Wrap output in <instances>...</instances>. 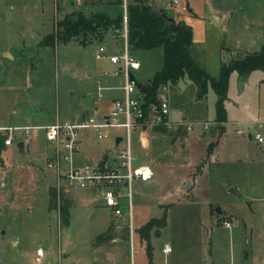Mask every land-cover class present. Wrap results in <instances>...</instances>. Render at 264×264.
I'll list each match as a JSON object with an SVG mask.
<instances>
[{
  "label": "rangeland",
  "instance_id": "1",
  "mask_svg": "<svg viewBox=\"0 0 264 264\" xmlns=\"http://www.w3.org/2000/svg\"><path fill=\"white\" fill-rule=\"evenodd\" d=\"M29 1L38 2V8H34V4L13 8L17 12L12 14L10 22L0 21V56L6 58L7 65H12L9 76L18 86L32 89L26 101H20L12 110L20 115L26 111L30 115L35 113L45 124L56 118L64 121L75 112L90 109L96 91L92 80L99 75L98 67L106 60L94 55L101 42L99 39L85 45L74 39L59 40L54 45L42 44L45 33L54 31L55 23L61 18V10L55 11L56 3L59 8L62 5L68 8L63 3L72 1L74 7L85 11L99 10L100 5L109 15L120 13L122 6L98 0L91 5L84 0ZM41 1L44 12H41ZM169 1L149 0L157 9L163 6L174 19L192 26L193 53L209 74L219 76L222 63L243 56L244 48L256 51L261 47L260 39L247 42L242 38L236 45L242 49L226 48L228 44L221 38L223 26H215L211 18L213 1L218 0H189L194 7L193 15L186 8L174 12ZM179 1L182 7L185 0ZM258 1L264 2H228L240 6ZM29 11L36 13L25 17ZM237 14L241 16L240 9ZM27 30L39 39L27 41L29 46L21 44L22 49L14 47L19 38L14 37L13 32ZM104 46L109 53L112 43ZM131 54L140 62V67L134 70L139 83L144 84L162 66V46L132 50ZM64 67L69 73L64 72ZM209 85L207 95L199 98L198 85L187 76L176 84L168 83L169 118L174 124L167 126L168 132L146 128L134 133L138 161L154 169L153 179L138 181L133 189L134 229L152 217H160L166 209L165 227H154L149 232L153 264L204 261L206 264H264V141L259 143L254 138L259 133L264 135V68L244 77L237 72L232 74L225 100L228 124L215 120L216 92L213 85ZM6 107L9 113L11 108ZM179 125L184 134L176 131ZM109 132L121 133L122 129L114 127ZM29 138L36 139L35 151H20L14 143L0 153L4 163L0 165V222L4 223L0 228V264H131V261L147 264L146 240L135 230L133 253L130 250L126 197L120 201L124 211L120 217L124 225L119 228L120 232L116 234L112 223V238L108 240L113 239V242L105 238L97 240L96 235L112 219L116 220L111 209L91 189L64 183L60 189L56 187L54 171L45 166L49 147L44 130L33 131ZM101 141L102 149L110 148L108 153L113 157L116 149L113 138ZM213 142L212 150H208ZM184 181L187 183L182 186ZM52 185L57 188L58 206L49 209L48 193ZM63 204L68 206L67 221L62 220L59 213V205ZM217 206L222 208L220 213ZM17 236L28 249L20 251L19 257L10 254L12 249L8 247ZM117 236L124 237L123 241H115ZM166 240L170 241L173 251L165 256L160 247ZM93 241L95 245H106L96 247ZM37 246L46 254L43 262L34 263L30 249L35 251Z\"/></svg>",
  "mask_w": 264,
  "mask_h": 264
},
{
  "label": "built area",
  "instance_id": "2",
  "mask_svg": "<svg viewBox=\"0 0 264 264\" xmlns=\"http://www.w3.org/2000/svg\"><path fill=\"white\" fill-rule=\"evenodd\" d=\"M128 0H121L122 6V28L120 31V43L114 44L112 52L107 53L104 46L111 35L107 32L102 36L100 44L95 49L94 55L97 58L107 57L115 64V67L107 72L120 78V86L123 95L112 100L111 106L106 114H101L99 118L95 116H84L79 120H64V122L54 121L45 129V139L51 142L53 153L48 163L56 172V187L61 188V184L71 187L91 188L97 197H101L102 202L111 209L112 216L116 219L115 228L124 226L120 217L124 214L121 206V199L127 200V217L129 222L126 228L129 234L130 250L133 248L134 226L132 224V195L133 189L138 181L148 182L154 177V169L147 163L136 160L133 149V132L138 128H152L155 126H171L174 124L169 119V103L167 97V86L161 85L157 95V102H153L144 107L142 93L137 87V79L134 70L140 67V62L131 54L128 33ZM179 12L181 7L179 0H171L168 3ZM97 96L104 95L106 89L103 85L97 86ZM120 127L121 133L111 134L109 129ZM13 127H9L11 132ZM25 138L29 131L24 128ZM91 129L99 139L113 138L115 154L112 158H106L98 162L83 161L81 164L75 163V156L82 148V133ZM117 137L120 140L116 143ZM254 138L262 143L264 135L260 133ZM5 138V142H9ZM226 225H230L226 222ZM163 252L170 253L171 245L168 241L162 246ZM36 261H41L44 253L41 247L36 248ZM133 253V250H132ZM131 264H133L131 262Z\"/></svg>",
  "mask_w": 264,
  "mask_h": 264
},
{
  "label": "trees",
  "instance_id": "3",
  "mask_svg": "<svg viewBox=\"0 0 264 264\" xmlns=\"http://www.w3.org/2000/svg\"><path fill=\"white\" fill-rule=\"evenodd\" d=\"M121 2V0H117ZM128 33L130 46L132 50L153 49L162 46L163 62L161 68L144 83L147 87L142 95L144 107L146 108L153 102H157V95L161 85L168 83L176 84L181 78L187 76L198 85V97L203 98L207 95L209 84L213 85L216 92V113L215 120L219 123L228 121L226 98L230 88V79L234 72L241 77L248 75L250 72L264 68V43L258 51L249 52L239 58H233L230 61L223 62L219 76L209 74L206 69L201 67L193 53L195 44L194 31L192 26L183 20L175 18L176 22L168 20L158 9L152 5L149 0H128ZM164 12L169 15L166 10ZM172 16V15H169ZM173 17V16H172ZM122 13L116 17H111L105 12H94L90 15L82 11H75L65 14L56 22V29L46 34L42 39V44L54 45L56 41L65 42L72 39H80L86 43L90 36L102 40L104 33L112 32L119 36L122 28ZM179 125L177 132L184 134V129ZM141 131L146 130L138 128ZM154 132H168L166 125L155 126L151 128ZM221 129H223L221 127ZM137 129L134 130V133ZM3 132V133H2ZM0 131V147L4 144L6 131ZM136 138L134 136L133 149ZM215 142L210 143L208 150H212ZM136 160L137 159V154ZM57 188H49V206L56 208ZM59 213L62 220L67 221L68 206L59 205ZM166 209L160 217H152L141 226L137 227L135 232L139 234L142 240H146V250L148 253L147 264L152 262V245L150 243V230L154 227H165ZM110 225L97 240L101 238L111 239Z\"/></svg>",
  "mask_w": 264,
  "mask_h": 264
},
{
  "label": "crops",
  "instance_id": "4",
  "mask_svg": "<svg viewBox=\"0 0 264 264\" xmlns=\"http://www.w3.org/2000/svg\"><path fill=\"white\" fill-rule=\"evenodd\" d=\"M18 1H22V2H18ZM228 1L229 0H218L216 2L213 1L214 4H213L212 10H211L212 11V17L211 18H212L215 26H223V33L221 34V38L223 40V43L228 44V47L226 46V48L230 49V46H233V47L242 49L241 47L236 46L242 38L246 39L247 42H251V41L255 42L256 40L258 41L260 39V41H263L262 42V44H263L264 43V2L258 1V3H254V4L248 3V4H244V5L241 4L240 6H237V5L229 3ZM13 2H16V4ZM86 2H89V4L91 5V4H93L94 0H84L85 4H87ZM98 2H101V3L105 2L106 4H113V3L117 2L118 4H121V2H118L117 0H98ZM68 3H67V1L65 3H63V4H66V6L68 8H66L63 5L59 8L58 3H56V5H55L56 6L55 11L56 12L61 10V18L65 14L72 13V12H75L77 10L82 11L86 15H90L94 12H105L106 14H108L105 7L102 8V6H100V5L98 6V7H100L99 10L97 9L94 11L93 10L85 11L79 7H77V8L74 7V4L72 1H70ZM28 4H34V6H35L34 8H38V6H39L38 2L33 3V1L30 2L29 0L28 1H26V0H16V1L14 0L13 1L12 0V2H11V0H0V21L5 23V24L9 23L12 19L11 18L12 14L17 12V10H14L13 8H20V7L25 8V7H28L27 6ZM40 5L42 8L41 12H44L45 8H44V4L42 1H41ZM184 6L188 10V13L193 15V13L195 12L194 7H193V4H190L189 0H185ZM237 9L241 10V16H239V17L237 14ZM21 12H22V10H21ZM32 12L36 13L35 11H32ZM32 12L31 11L26 12L25 13L26 15H24V16L29 17L32 15ZM121 13H122V10L117 15H111V14L110 15L108 14V15L111 17H116ZM56 27H57V24H56ZM56 27H55V29H56ZM51 32H53V31H48L47 33H45L43 38L46 36V34L51 33ZM108 33L111 35V38L107 43H112V47L116 46L114 44L118 45L121 41L120 36H115L112 32H108ZM13 34H14V37L19 38V40H18L19 42L15 43L14 44L15 46L14 45L13 46L17 47L19 49H22L21 44H22V46H26V45L29 46L27 41L30 40V41L35 42L36 40L39 39V36L32 33L30 30L25 31L24 33L17 32L16 34L13 32ZM93 39L94 38H92L90 36V38L88 39V41H86V43L92 41ZM95 39H97V38H95ZM77 41H79L83 45L86 44V43H83L80 39H78ZM20 42H22V43H20ZM262 44H261V46H262ZM112 47H111V51L109 53L112 52ZM11 48H13V47H11ZM222 48L226 49L224 46H222ZM244 49L246 52L243 55H245L246 53H249V52H255V50L250 51L248 48H244ZM256 51H258V50H256ZM0 58H2L1 63H0V81H2V83H1L2 85L0 86V130L6 131L5 138H8V140H10L7 143L4 142V144L0 147V153L2 150H8V148L11 147L14 143H16V145L20 151H24L25 149H27L28 151L33 152L37 148V146H36L37 143H36V139H30L29 138V136L31 137L32 132L37 131V130H44V132H45L44 127L48 126V124H51L54 121H58V122H64V121H60L56 118V119H54V121H49L47 124H45L41 121L39 116H37L35 113H32V115H30L26 111L24 114L20 115L18 113V111H15V110L13 111L12 110L13 107L17 108L18 107L17 105L19 103H21V102L23 103L26 101V99L28 98V95L31 94L32 89L28 88V87L26 88L23 86H18V84H16L15 81L13 82V77L9 76L10 75L9 72L12 69V65L11 64L7 65L6 64V58H4L3 56H0ZM100 59H105L106 62H103L100 65V67H98L99 75L92 80V83H94L96 86L95 87L96 91H95V95L93 96V100L90 104L91 105L90 109L84 108L82 111H80V113L75 112L73 117L67 118L64 120H79V119H81V117L88 116V115L89 116H95L96 118H99L101 114H106L108 112V110L111 106V102L114 98L121 97L123 95L122 89L119 88L120 78L114 74H112V75L107 74V72L111 71L115 67V64L111 63L107 57L100 58ZM63 70H64V72L69 73V71L66 67H64ZM98 85H103L106 88L104 90V95L100 98L97 96V90H98L97 86ZM2 105H4V107ZM6 106L11 108V110H9V113H6V110H7ZM11 111H12V113H11ZM52 117H54L53 114H52ZM170 120L174 123V121L172 119H170ZM227 124H228V122H227ZM227 124H226V127H227ZM9 127H13L15 129H13L11 132H9V130H8ZM25 127L29 128L27 138H25V132H24ZM210 130H212V129H210ZM5 138H4V140H5ZM252 138H253V135H252ZM44 139H45V134H44ZM45 140H46L48 147H49V153L47 154V157H46L45 166H46L47 170L51 169L52 171H54V169L52 167L48 166V163H49L51 157L53 156L52 155L53 148H52L51 142L48 141L47 139H45ZM101 140H104V139L97 138L95 136V133L93 132V130H91V129L90 130L89 129L84 130L82 133V148L78 153H76L75 163L81 164L83 161L98 162V161H102L106 158H110V153H108L110 148H103L102 149V147H101L102 141ZM20 141H22L21 145L19 144ZM215 149H216V147H215ZM0 158H1L0 165H4V163L2 162V157H0ZM111 158H112V156H111ZM54 173L56 175L55 171H54ZM55 179H56V177H55ZM56 181L57 180H55V185H56ZM88 189H91V188H88ZM91 190L95 194L94 190L93 189H91ZM48 206H49V204H48ZM0 213H1V211H0ZM209 214H211V208L209 209ZM111 215H112V213H111ZM115 222H116V220L112 219V221H110L107 224L106 228L104 230H102L101 233L104 232L110 225H113L112 223H114V225H115ZM2 226H4V223L0 222V228ZM117 229L115 228L116 234L120 232V229L119 228H117ZM101 233L97 234L96 237L99 236ZM17 237L18 238L16 241L13 242V245H11V243H10L8 245V247H10L12 249V250H10V254H12V255L17 254L19 257L20 251L21 252H27L28 249H27V247H24L26 245V243H23V245H22V242L20 243V237L19 236H17ZM123 239H124V237L117 236V238H115V241L122 242ZM107 241L113 242V239L107 240ZM166 241H168L170 243L169 240H166ZM166 241L163 242V244L166 243ZM93 244H94V241H93ZM163 244H162V246H163ZM101 245H106V244L104 243ZM101 245L96 244L95 246L99 247ZM107 245H114V244H107ZM170 245H171V243H170ZM162 246L160 247V250L162 251V253L165 256L170 254L173 251L172 245H171L172 251L170 253L165 254L162 250ZM37 247H40V246H37ZM30 251H32V253H33L31 255V259L34 263L44 261V257L46 254L44 252V250H43L44 255H43L41 261L35 260L36 249H35V251L30 249ZM4 262H5V258H4ZM111 264H120V263L119 262L118 263L113 262ZM199 264H206V261L200 262Z\"/></svg>",
  "mask_w": 264,
  "mask_h": 264
},
{
  "label": "water",
  "instance_id": "5",
  "mask_svg": "<svg viewBox=\"0 0 264 264\" xmlns=\"http://www.w3.org/2000/svg\"><path fill=\"white\" fill-rule=\"evenodd\" d=\"M158 12L162 13L168 20L172 21V22H176L175 19L172 17V16H169L167 15L165 12H164V8L163 7H159L158 9ZM131 49H133V47H131ZM137 87L140 88V92L142 93V95L145 93L147 87L142 84V83H137ZM210 129H213V125L210 127ZM251 138H252V134H250ZM120 140V137H117L116 139V143ZM19 144L21 145L22 144V141L19 142ZM186 181L183 182V185L182 186H185L186 185ZM222 211V208L221 206H217V212H221Z\"/></svg>",
  "mask_w": 264,
  "mask_h": 264
}]
</instances>
